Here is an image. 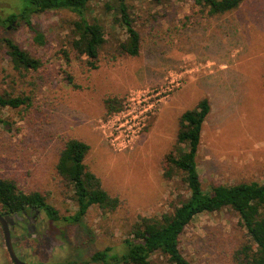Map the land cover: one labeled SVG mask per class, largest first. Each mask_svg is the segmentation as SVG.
Listing matches in <instances>:
<instances>
[{"label":"rangeland","instance_id":"obj_1","mask_svg":"<svg viewBox=\"0 0 264 264\" xmlns=\"http://www.w3.org/2000/svg\"><path fill=\"white\" fill-rule=\"evenodd\" d=\"M128 2L141 33L140 54L115 57V37L126 35L121 30L112 35L99 3L93 16L103 20L109 42L97 69L73 58L67 62L61 54L76 18L69 10L33 16L44 44L24 20L0 29V37L14 39L42 61L37 70H16L8 47L0 45V93L31 97L29 105L0 108V175L14 178L26 192L40 191L59 210V221L42 213L41 231L48 236L42 257L48 261L86 264L108 246L119 251L140 215L161 214L178 196L189 195L182 173L167 180L163 163L175 149L181 115L204 97L211 111L197 156L203 187L264 181V0H244L238 9L212 17L193 9L191 1ZM21 6L22 0H0L7 14ZM173 79L182 85L150 115L138 145L115 149L106 100L125 105L133 94L159 90ZM69 138L90 146L85 163L108 193L122 200L117 210L104 212L94 205L78 222L64 219L78 209L57 171ZM245 233L229 209L204 213L186 227L180 248L193 264H233L231 254ZM4 261L11 262L7 255ZM152 264L166 263L157 254Z\"/></svg>","mask_w":264,"mask_h":264},{"label":"trees","instance_id":"obj_2","mask_svg":"<svg viewBox=\"0 0 264 264\" xmlns=\"http://www.w3.org/2000/svg\"><path fill=\"white\" fill-rule=\"evenodd\" d=\"M161 1V0H156ZM192 2L203 16H221L240 7L244 0H180ZM102 3V14L109 17L114 32L121 30L124 39L116 36L115 57L138 56L141 51V33L128 0H22L17 12L5 13L0 9V26L7 28L13 22L24 20L35 34L38 43L45 38L33 25L35 14L49 10H69L76 14L71 21L67 48L61 54L67 62L72 58L81 60L90 69L99 68L100 54L109 40L103 20L93 16L94 5ZM117 35V34H116ZM8 47L11 62L16 70L29 71L41 67L42 61L23 49L14 39L0 37V45ZM31 97L15 95L13 92L0 93V108H19L29 105ZM108 112L113 114L123 109L120 99L106 100ZM211 111L207 97L202 98L193 108L180 117L175 149L164 159V177L172 180L181 172L189 195H180L170 208L153 216L140 215L132 224L121 250L108 246L94 253L85 263L98 264H152L153 257L161 254L166 264H193L180 248L181 235L186 227L199 215L229 209L239 218L245 230L246 239L232 252L233 264H264V181L217 184L205 189L202 185L197 156L201 144L203 125ZM0 121H3L0 118ZM90 146L83 140L69 138L60 151L57 171L73 192L72 198L77 211L64 219L80 221L89 209L98 205L104 212H113L122 204L103 187L101 179L92 172L85 158ZM31 207L41 208L53 221L62 219L59 210L48 202L46 195L38 190L24 191L12 177L0 175V212H21ZM67 264V263H61Z\"/></svg>","mask_w":264,"mask_h":264},{"label":"built area","instance_id":"obj_3","mask_svg":"<svg viewBox=\"0 0 264 264\" xmlns=\"http://www.w3.org/2000/svg\"><path fill=\"white\" fill-rule=\"evenodd\" d=\"M182 85L173 79L159 90H142L133 94L123 109L110 115L107 123L111 129V144L115 149L131 148L143 133L150 115L155 114L169 92Z\"/></svg>","mask_w":264,"mask_h":264},{"label":"flooded vegetation","instance_id":"obj_4","mask_svg":"<svg viewBox=\"0 0 264 264\" xmlns=\"http://www.w3.org/2000/svg\"><path fill=\"white\" fill-rule=\"evenodd\" d=\"M16 23L17 21L13 22L12 25H15ZM10 25H8V28L10 27ZM3 28L4 27L0 26V29ZM42 213H45V216L48 217L46 212L43 211V209L36 207H31L21 212H13V213H7L5 211H1L0 215L2 216L10 215L14 219V223L10 224L11 241L15 255L19 260L24 261L28 264H61L57 261H51V259H49L50 261H48V259L45 260L42 257L43 256L42 249L44 247V244L47 243V237H48L45 233L41 231L44 222L42 220ZM43 237H45V239ZM0 240L3 241V244L0 245V264H7L6 261H4L6 255L11 260L10 264H18L12 258L8 250L4 227L1 223H0ZM25 244H28V247ZM55 250L56 248L53 247L51 252L49 253L48 256L49 258H51L54 255ZM67 264H73V263L69 261L67 262ZM92 264H98V263H92Z\"/></svg>","mask_w":264,"mask_h":264},{"label":"water","instance_id":"obj_5","mask_svg":"<svg viewBox=\"0 0 264 264\" xmlns=\"http://www.w3.org/2000/svg\"><path fill=\"white\" fill-rule=\"evenodd\" d=\"M0 223L4 227L5 237H6V241H7L8 250H9L12 258L18 264H28V263H26L24 261L19 260L16 257L15 252H14V248H13L12 241H11V232H10V224H13L14 223L13 217L10 216V215H6V216L0 215Z\"/></svg>","mask_w":264,"mask_h":264},{"label":"crops","instance_id":"obj_6","mask_svg":"<svg viewBox=\"0 0 264 264\" xmlns=\"http://www.w3.org/2000/svg\"><path fill=\"white\" fill-rule=\"evenodd\" d=\"M141 138H142V137H141ZM141 138H139V139L137 140L136 144L139 143V140H140ZM137 145H138V144H137Z\"/></svg>","mask_w":264,"mask_h":264}]
</instances>
